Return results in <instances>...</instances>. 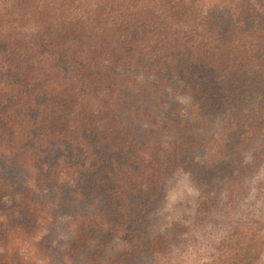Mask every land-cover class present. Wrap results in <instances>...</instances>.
Listing matches in <instances>:
<instances>
[{
  "label": "trees",
  "instance_id": "obj_1",
  "mask_svg": "<svg viewBox=\"0 0 264 264\" xmlns=\"http://www.w3.org/2000/svg\"><path fill=\"white\" fill-rule=\"evenodd\" d=\"M25 23L34 26V33L22 37L12 32ZM0 84L3 153L9 152L15 161L25 159L33 148L42 151L47 140L71 142L74 155L67 149L69 161L63 169L78 175L72 186L58 185L51 209L64 204L76 210L71 216L77 222L69 236L71 246L97 241L95 247L84 245L75 259L110 263L99 250L105 238L107 244L114 239L110 233L103 235L102 225L94 221L98 216L110 217L108 223L118 224L117 229L126 227L121 241L131 242L134 258L140 259L144 253H135L153 250L154 238L137 243L130 236L135 229L124 213L128 190L147 197L154 177L167 163L160 161L143 184L136 179L126 190L121 183L129 181V169L143 168L136 163L144 158L129 166L125 159L141 155L136 148L151 143L138 140L130 120L145 114L152 119L146 123L161 119L163 126L180 128L179 156L170 153L172 158L165 161L193 173L197 183L236 184L262 148L258 141L264 132V0H0ZM167 88L182 91L187 98L184 108L169 99ZM207 112L217 128L221 125L212 138L223 136L226 151L214 146L215 154H210L205 146L196 156L192 135L200 136L196 128L206 126ZM193 126L195 132H184ZM129 131L135 137H128ZM88 140L93 155L103 156L99 161L89 157ZM109 140L115 143L110 146ZM159 149L163 148L158 146L155 154ZM78 154L85 158L75 159ZM216 154H226L228 164L218 175L209 169ZM217 163L216 167L221 162ZM124 167L125 181L120 176ZM77 217L90 221L78 222ZM9 227L20 229L15 221ZM1 231L2 237L9 234L2 227ZM232 237L221 242L219 262L235 260L229 255Z\"/></svg>",
  "mask_w": 264,
  "mask_h": 264
},
{
  "label": "rangeland",
  "instance_id": "obj_2",
  "mask_svg": "<svg viewBox=\"0 0 264 264\" xmlns=\"http://www.w3.org/2000/svg\"><path fill=\"white\" fill-rule=\"evenodd\" d=\"M34 31L35 28L30 23L20 24L12 30L22 37H28ZM136 79L141 80V76ZM169 92V99L176 102L177 108H184L187 98L182 91ZM113 98L116 99L117 96L114 95ZM209 115L207 112L203 117L209 118ZM133 119L130 120V126L136 132L138 140L151 143L136 148L141 155L127 156L126 166L135 164V159L140 157L144 160L136 164H143V168L142 165H136L139 171L129 169V181L121 184L125 185L126 190L130 182L134 183L136 179H140L143 184L144 177H151L152 167L158 169L160 161L167 163L166 167L157 173V177H154L147 197L129 188L124 211L126 223L128 221L135 229L130 236H133L137 243L144 242L148 237L154 238V247L147 253L143 249L139 250L135 254H144L140 259H135L134 249H130L131 242L125 243V246L121 241L126 227L123 225L117 229L118 224L116 226L114 222L108 223L107 219L110 217L98 216L94 221L102 225L103 235L110 233L114 239L112 243L109 241L107 244L105 238L99 250L100 254L104 252L105 258H110L109 264H225L224 259V263L218 260L220 251L223 250L220 244L230 235L234 237L230 249L232 254H229L230 251L228 254L235 260L226 264H264V132L258 141L262 146L260 152L258 149V158L243 176L238 175L240 179L236 184L229 186L224 182H215L209 185L203 180L197 183L192 179L193 173L174 168V163L165 161L172 158L170 153L175 158L179 156L177 136L180 134L176 130L180 128L170 124L163 126L161 123L164 121L161 119L146 123L150 118L145 114L137 120L134 119L132 124ZM220 126L219 124L217 128L216 119L209 118L206 126L196 128V132L200 134L198 137L192 135L196 138L195 143L192 140V144H196V156L204 153L205 146L210 154H215L211 149L214 146H221V152L225 153L223 143L227 144L226 139L219 135L212 138V132L220 130ZM186 128V133L195 132L194 126L191 129ZM134 131H129L128 137H135ZM91 142L87 141L89 157L99 161L103 156L93 155ZM113 143L115 142L111 140L108 142L110 146ZM69 146L71 142L68 140H47L42 151L38 148L34 152L33 148L27 152L25 159L14 157L15 161L13 157H9V152L3 153L0 150V264H85L75 258L80 255L84 245L90 243L95 247L94 243L97 241L92 240L71 246L69 236L77 223L71 216L76 210L63 207L64 204L56 210L51 209L56 204L54 193L59 189L58 185L64 182V185L72 186L78 175V172L68 170L67 167L63 169L65 162L69 161ZM158 146L163 149H159L155 154ZM2 154L6 155L2 157ZM226 154L225 157L222 154L214 155L216 158L210 160V171L217 175L223 173L228 165L225 163ZM112 156L111 162L115 159V154ZM74 158L80 160L85 158V155L83 157V154H78ZM244 161L251 163L247 156ZM147 162L148 165L144 166ZM217 162L221 163L216 167ZM181 164L180 166H183ZM125 168L120 172L123 181L126 179ZM54 172H58L57 177ZM141 201L144 203L140 204ZM87 204L86 202L80 205L86 207ZM77 218L78 222L82 219L90 221L89 217ZM11 221H15L20 229L10 228ZM1 227L7 229L9 234L2 237ZM102 237L97 235V238ZM128 255L133 259L127 260Z\"/></svg>",
  "mask_w": 264,
  "mask_h": 264
}]
</instances>
